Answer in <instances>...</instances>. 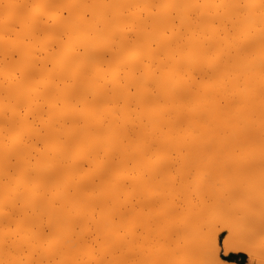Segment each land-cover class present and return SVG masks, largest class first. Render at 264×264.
Returning <instances> with one entry per match:
<instances>
[{"label":"bare ground","instance_id":"bare-ground-1","mask_svg":"<svg viewBox=\"0 0 264 264\" xmlns=\"http://www.w3.org/2000/svg\"><path fill=\"white\" fill-rule=\"evenodd\" d=\"M217 225L264 257V0H0V264L156 230V264H238Z\"/></svg>","mask_w":264,"mask_h":264},{"label":"rangeland","instance_id":"rangeland-1","mask_svg":"<svg viewBox=\"0 0 264 264\" xmlns=\"http://www.w3.org/2000/svg\"><path fill=\"white\" fill-rule=\"evenodd\" d=\"M188 209V206H186V210ZM134 218V217H133ZM220 227V225H217L216 226V228L218 229V234H217V236H216V246H217V248H219L218 249V251H217V254H218V258H219V260L220 261H224V262H236V263H238V264H264V260L263 261H261L262 259H264V257L263 256H261L260 255V257H262V258H260L259 257V254L258 255H256L257 253H252V252H249V251H233V250H226V248H225V246H224V244H223V240H224V237H225V233L223 232V231H220L219 228ZM150 232V231H149ZM155 232H157L156 233V235L154 234H152V231H151V235H149V236H147L148 237V239H150V237L153 235V238L151 237V239H152V241H153V239H154V241L156 242V239H158V238H160V240L162 241L163 239L161 238V236L158 234L159 233V230H156ZM153 233H154V231H153ZM262 236H261V238L262 237H264L263 235H264V233L263 234H261ZM176 236V235H175ZM175 236L174 235H172V237L173 238H175ZM155 237H157L156 239H155ZM177 237V236H176ZM180 238L181 237H177L176 239H174V240H176V241H172V242H175V243H172L171 242V240H172V238L170 239V242L168 241L167 243H165L166 242V239L163 241V242H161L160 244H159V246H158V248L159 247H161V249H162V251H161V249H159V254H161L162 255V253L161 252H164L165 253V250L167 251V249L168 248H170V249H172L173 247H175V245H177V243H180L179 241H177V240H180ZM148 239L146 240V243H148V245H146V248H147V246H149L148 247V249H146V250H149V248L150 247H155L156 248V250L158 249L157 248V246H152V244L153 243H155L154 241H153V243H152V241H149L150 243H152L151 244V246L149 245L150 243L149 242H147L148 241ZM181 239H183L182 240V242L183 241H185L184 239H185V237H182ZM218 239V240H217ZM159 240V239H158ZM263 241H264V238L262 239ZM181 242V243H182ZM158 244V243H157ZM167 246V249H164V251H163V247H166ZM154 248V249H155ZM153 248H152V250H149V251H151V253H153L152 255H154V253L156 254L157 253V251L155 252V250H154ZM169 250V249H168ZM147 254H148V251H147ZM150 255V256H149ZM150 253L147 255V264L148 263H150L151 262V264H153V263H155L156 264V262H154L155 260L154 259H152L154 256H152ZM157 255V254H156ZM160 255V256H161ZM250 256V257H249ZM254 256H256V257H254ZM151 257V258H150ZM162 257V256H161ZM254 257V258H253ZM163 258H164V256H163ZM166 258L167 257H165V260L163 261V262H165V264L167 263H169V262H167V261H169V258H168V260H166ZM259 258H260V260H259ZM156 259V258H155ZM157 259L159 260V258L157 257ZM157 259H156V261H157ZM257 259V260H256ZM256 260V261H255ZM259 260V261H258ZM162 262V263H163ZM207 263V264H211V261H210V263H208L209 261L207 260H203V263ZM263 262V263H262ZM160 263H161V261H160ZM164 264V263H163Z\"/></svg>","mask_w":264,"mask_h":264}]
</instances>
